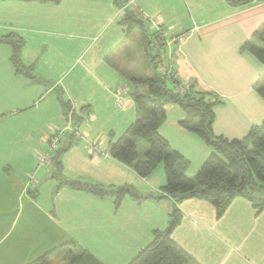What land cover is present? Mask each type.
Segmentation results:
<instances>
[{
	"label": "crops",
	"instance_id": "crops-1",
	"mask_svg": "<svg viewBox=\"0 0 264 264\" xmlns=\"http://www.w3.org/2000/svg\"><path fill=\"white\" fill-rule=\"evenodd\" d=\"M118 1L124 5L0 0V38H22L21 59L33 78L17 74L11 49L0 45V264H31L69 241L101 264H130L156 231L167 228L176 208L170 198L139 202L127 195L116 210L114 197L59 188L66 180L158 197L166 185L163 165L143 178L109 157L138 118L134 86L122 73L150 77L142 48L133 55L129 42L137 29L124 23L127 12L163 31L160 72L164 68L185 87L221 99L214 109L216 136L243 140L264 122L258 93L264 66L243 50L264 25V0L244 6L226 0ZM68 101L81 134L106 154L92 153L79 140L63 155L59 171L39 162L62 128ZM186 117L180 107L167 106L159 133L186 160L182 173L193 178L213 151L181 127ZM147 150L139 146L141 159ZM178 209L182 219L173 240L199 264H264V210L243 198L221 218L208 201L187 200Z\"/></svg>",
	"mask_w": 264,
	"mask_h": 264
},
{
	"label": "trees",
	"instance_id": "trees-1",
	"mask_svg": "<svg viewBox=\"0 0 264 264\" xmlns=\"http://www.w3.org/2000/svg\"><path fill=\"white\" fill-rule=\"evenodd\" d=\"M22 1L46 3L60 0ZM116 2L120 3L121 7L124 5L122 1ZM226 2L231 6H244L251 0ZM143 22L132 12H127L124 20L130 31L142 30ZM253 38L243 46V50L251 53L264 66V25ZM152 39L151 41L145 38L143 41L145 46H142L150 77L137 79L122 73L134 86L133 97L137 105L138 118L113 143L109 157L132 168L143 178H147L158 165H163L166 174L165 187L161 189L158 197H142L124 188L113 190L99 184L66 180H63L59 188L68 187L99 198L114 197L116 210L120 208L127 195L139 202L150 198L172 199L176 208L167 228L156 231L153 241L142 249L130 264H199L173 240V233L182 219L178 205L193 199L208 201L215 207L217 218H221L235 199L243 198L251 202L258 212L263 211L264 122L261 126L252 128L243 140H228L216 136L213 132L214 109L223 105V102L217 95L199 91L195 86L185 87L184 92L177 91L175 87L183 84L174 75L171 74L168 78L159 71L166 40L160 33L155 34ZM0 45L11 49L10 62L15 72L32 80L31 70L25 67L21 59L24 48L22 38L14 34L4 36L0 38ZM168 80L173 85L171 89L168 87ZM258 93L264 99V85L258 88ZM63 105L66 116L71 104L68 101ZM169 105L178 106L186 112L187 117L181 121V127L197 135L213 151L193 178L182 173L181 168L187 165L186 160L180 153L172 150L159 133L166 117V107ZM73 116L74 125L79 127L81 120ZM79 140L74 134H67L64 142L50 153V164L61 171L63 155ZM139 141H143L148 147L144 159L139 155ZM77 250L78 244L69 241L31 264H50L60 259H66L68 264H101L85 251L75 253Z\"/></svg>",
	"mask_w": 264,
	"mask_h": 264
},
{
	"label": "built area",
	"instance_id": "built-area-1",
	"mask_svg": "<svg viewBox=\"0 0 264 264\" xmlns=\"http://www.w3.org/2000/svg\"><path fill=\"white\" fill-rule=\"evenodd\" d=\"M154 24V23H152ZM155 25V24H154ZM161 73L163 75H167L168 78L171 77V74L163 70H161ZM177 91L179 92H184L185 91V86L184 85H179L175 87ZM120 102V101H119ZM89 120V118H88ZM74 134L78 139L84 140V136L80 133V129L78 126L74 125V120H73V112L70 110L69 113L67 114V117L65 118L62 128L54 133V136L51 138V142L49 144L50 152L40 158L39 164L43 167H46L47 165L50 164L51 161V152L56 150L59 145L62 144L64 141L65 137L67 134ZM88 148L91 150L92 153H95L96 155H105L106 153L103 152V150L96 144H87Z\"/></svg>",
	"mask_w": 264,
	"mask_h": 264
},
{
	"label": "rangeland",
	"instance_id": "rangeland-1",
	"mask_svg": "<svg viewBox=\"0 0 264 264\" xmlns=\"http://www.w3.org/2000/svg\"><path fill=\"white\" fill-rule=\"evenodd\" d=\"M143 21H144L143 22V27L144 28L142 30H138L137 29V32H135V33H133L131 35L132 39H131V41L129 43H130V46L134 49L133 55L135 53H139L140 48H142V46H145L144 42H143L145 38H148V39H150L152 41L153 40L152 39L153 36L155 34H157V33H160L161 36L164 38V33H163V31L160 28H156V26H154V24L150 23L149 21H146V20H143ZM131 59H132V57H131ZM134 60L137 61V62L132 64L133 67L140 71L142 69L140 67V63L135 58H134ZM168 87L170 89L172 88V83L169 80H168ZM66 117H67V115L65 116V118ZM73 118H74V116H73ZM80 141H86L87 144L88 143L93 144L92 142L88 141L85 137H84V140L80 139ZM139 143H141L140 145H146L143 141H139ZM44 169L47 170L48 168H44ZM262 195H264V193H262ZM77 252H80L79 249L77 251H75V253H77ZM52 264H68V263H67L66 259L65 260L64 259H62V260L60 259V260L54 261Z\"/></svg>",
	"mask_w": 264,
	"mask_h": 264
}]
</instances>
